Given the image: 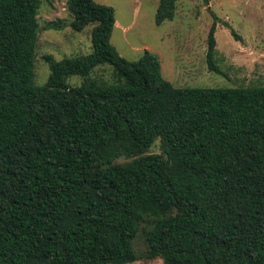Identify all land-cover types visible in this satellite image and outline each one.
<instances>
[{"label": "trees", "instance_id": "trees-1", "mask_svg": "<svg viewBox=\"0 0 264 264\" xmlns=\"http://www.w3.org/2000/svg\"><path fill=\"white\" fill-rule=\"evenodd\" d=\"M176 4L159 0L158 26ZM40 7L0 0V264H134L140 228L150 260L264 264V87L175 88L156 54L121 56L115 11L94 0L67 1L93 52L45 57L37 86ZM103 65L111 83L91 78Z\"/></svg>", "mask_w": 264, "mask_h": 264}, {"label": "rangeland", "instance_id": "rangeland-1", "mask_svg": "<svg viewBox=\"0 0 264 264\" xmlns=\"http://www.w3.org/2000/svg\"><path fill=\"white\" fill-rule=\"evenodd\" d=\"M67 1L41 0L35 63L37 86L45 85L51 74L45 57L61 61L93 52V27L74 32ZM94 1L115 11L118 26L111 43L121 56L137 61L145 51L156 54L164 79L175 88L264 87V0H209V5L204 0H177L175 19L160 26L156 24L159 0ZM215 17L216 61L221 74L211 72L207 63L208 37ZM232 30L238 37L233 36ZM112 73L110 65H103L91 73V78L111 83ZM83 82L82 76L67 79L71 87ZM147 154H163L162 140L158 139ZM128 161L123 157L117 163ZM144 234L140 228L134 242L139 260L134 264H164L161 258L148 259Z\"/></svg>", "mask_w": 264, "mask_h": 264}, {"label": "crops", "instance_id": "crops-1", "mask_svg": "<svg viewBox=\"0 0 264 264\" xmlns=\"http://www.w3.org/2000/svg\"><path fill=\"white\" fill-rule=\"evenodd\" d=\"M116 26H118V23L116 22Z\"/></svg>", "mask_w": 264, "mask_h": 264}]
</instances>
